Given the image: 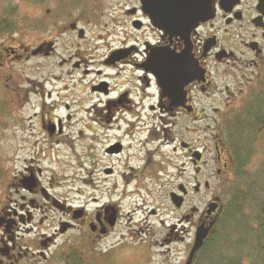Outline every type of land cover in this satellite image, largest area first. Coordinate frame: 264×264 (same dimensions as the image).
<instances>
[{"label": "flooded vegetation", "instance_id": "1", "mask_svg": "<svg viewBox=\"0 0 264 264\" xmlns=\"http://www.w3.org/2000/svg\"><path fill=\"white\" fill-rule=\"evenodd\" d=\"M21 13L41 27L0 35V135L27 132L25 159L0 150V264H119L176 243L187 260L216 218L187 208L205 182L206 121L213 175L230 180L218 125L244 90L221 75L234 69L246 91L264 74V0H25Z\"/></svg>", "mask_w": 264, "mask_h": 264}, {"label": "trees", "instance_id": "2", "mask_svg": "<svg viewBox=\"0 0 264 264\" xmlns=\"http://www.w3.org/2000/svg\"><path fill=\"white\" fill-rule=\"evenodd\" d=\"M23 1L0 0V35L41 27L19 13L18 2ZM263 127L264 75L220 125L222 139L234 156V178L218 184L220 211L192 264H264V159L256 168L252 164ZM73 264L80 262L75 259Z\"/></svg>", "mask_w": 264, "mask_h": 264}, {"label": "rangeland", "instance_id": "3", "mask_svg": "<svg viewBox=\"0 0 264 264\" xmlns=\"http://www.w3.org/2000/svg\"><path fill=\"white\" fill-rule=\"evenodd\" d=\"M228 71H229L228 74L227 73L224 74L222 72L220 84L222 86L227 85L234 93L239 92L240 89L244 90L242 94H240L239 96L238 95L236 96L235 94H230V95L227 94V96L237 97V101L236 100L233 101L235 104L231 102V104L234 106L239 103L240 98L244 95L245 87L247 84L244 81V78L241 77L240 73L236 72L232 68H230V70ZM206 123H208L211 128L213 127L212 121H206ZM21 128L22 127L17 126L9 130L3 131L0 135V150H2L3 152L1 153V155L15 154V159L17 162L26 158V153L21 150V145H23V143L21 142V136L27 134V132H23ZM204 135L207 144L206 146L209 145L210 147L206 151L205 161L207 162V166L206 169L203 170V173H204V179L209 182L210 186L208 189L202 188L199 197L193 199L192 201L189 202V204H187V208H189V206H195L197 210L195 221L199 220L200 214L207 208L208 203L215 200L217 196V188L220 180L213 175V168L215 166L213 162V150L211 147V141H212L211 137L213 136V129H210L208 132L205 131ZM262 159H264V127L261 128L258 140L256 142V155L252 160L253 167L256 168L258 166V163ZM67 169L69 171V168ZM175 173H176L175 169L172 170L173 179H175ZM138 217H140V215H138L136 219ZM177 217L178 216L175 212H170V209H165L163 210L159 218L165 220L166 225H170L171 222L172 223L176 222ZM156 222L158 224L159 222L158 219ZM157 230L161 231L158 225L152 231V233H146L145 236H147L152 241H154L158 239L160 235L159 231ZM130 236H131L130 233L124 232V240L126 242L130 241ZM137 236L141 240L142 239L147 240V237H145L144 234L142 233L137 234L135 239H138ZM116 240H118V236L115 235V236H111L107 241L111 242ZM182 247H183L182 244H174L171 247H169V249L166 251H161L155 249L154 247L148 249L149 251L147 249H138V251H140V254H132L129 257L123 256L119 264H180V262L182 261L181 256H183V254L181 253Z\"/></svg>", "mask_w": 264, "mask_h": 264}, {"label": "water", "instance_id": "4", "mask_svg": "<svg viewBox=\"0 0 264 264\" xmlns=\"http://www.w3.org/2000/svg\"><path fill=\"white\" fill-rule=\"evenodd\" d=\"M206 11H209L208 9H205ZM150 11L153 15L154 12H158V8H151ZM167 11H169L172 15V17L176 20L179 19L180 17H183L184 19L190 21V19L192 20V25L197 23L200 19H202L203 13L201 9H193V8H177V7H172L167 9ZM151 14V15H152ZM160 15V14H159ZM196 158L198 159L199 157L196 156ZM205 186H208L207 183H205ZM172 200L173 203L179 207L181 205V198L176 196V195H172ZM217 204L216 203H210L208 205V209L206 210V213L209 215L212 212H214L217 208ZM212 225V223H209V226ZM208 230L209 227H205L204 224H202L201 226H199L196 230V234H195V242L194 245L191 249L190 255H189V259L187 261L186 264H190L192 257L194 255V253L201 247L204 238H206L207 234H208Z\"/></svg>", "mask_w": 264, "mask_h": 264}]
</instances>
